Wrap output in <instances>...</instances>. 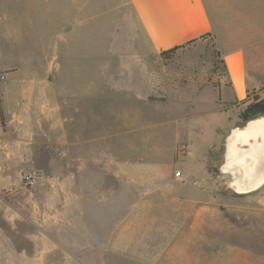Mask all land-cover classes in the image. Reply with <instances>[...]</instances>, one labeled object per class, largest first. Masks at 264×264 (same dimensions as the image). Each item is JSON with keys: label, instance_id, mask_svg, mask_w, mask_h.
Returning <instances> with one entry per match:
<instances>
[{"label": "crops", "instance_id": "obj_1", "mask_svg": "<svg viewBox=\"0 0 264 264\" xmlns=\"http://www.w3.org/2000/svg\"><path fill=\"white\" fill-rule=\"evenodd\" d=\"M107 5L119 15L134 63L159 62L163 50L208 40L222 71L211 81L203 75L200 80L207 82L198 91H178L179 98L191 97L183 101L187 111L202 106V112L156 124L170 136L167 144L141 150L134 136L151 126L133 121L121 131L118 122L105 124L96 114L78 118L82 108L76 103L82 106L94 91H50L63 71L59 47L43 65L44 73L31 71L21 79L18 67L3 68L0 80H20L17 91H3L9 82L0 85L5 120L3 126L0 113V177L13 169L12 161H41L46 155L51 183L36 190L31 216L23 214L20 201L0 202V264H264V183L236 191L230 172L221 168L226 136L218 141L221 135L210 132L211 124L197 119L210 113L206 105L217 102L215 91L221 112L241 106L249 91L264 92V0H111ZM67 10L66 58L73 43L83 47V23H69ZM53 23V15L47 16L49 32ZM177 57L186 67L188 58ZM139 94L144 100L150 95ZM235 120L234 127H242L238 115ZM236 130L233 162L246 156L235 145L243 130ZM256 155L264 159V149ZM72 241H79V249Z\"/></svg>", "mask_w": 264, "mask_h": 264}, {"label": "rangeland", "instance_id": "obj_2", "mask_svg": "<svg viewBox=\"0 0 264 264\" xmlns=\"http://www.w3.org/2000/svg\"><path fill=\"white\" fill-rule=\"evenodd\" d=\"M85 2L87 8L84 7ZM110 2L111 0H0V72L12 65L19 68L21 79L31 71L44 73L43 65L48 63V58L49 62L53 61L54 46L59 47L61 51L58 52L61 54L59 56L58 53L57 63L61 64L63 71L50 91H94L85 97L86 101L82 106L80 101L76 103L78 108H82V112L76 110L75 116L80 118L83 114L90 119L96 114L105 124L110 121L118 122L121 131L125 130L128 122L131 125L133 121L151 126L139 128L134 136L141 150L142 146L151 143L167 144L170 136L162 135L164 130L156 124L168 119L182 120L187 115L202 112V106H194L191 111H187L188 107L183 102L186 97L179 98L178 91H198L202 83L211 81L213 76L222 71V65L213 44L205 39L204 42L186 45L169 63H165L162 57L159 62L153 59L155 64L134 63L129 49L125 47L127 34L120 29L118 13L110 8L111 5H107ZM66 8L71 14L69 23H83V47H76L73 43L67 58L62 52L63 26L68 24L63 17ZM49 15L54 17L52 32L47 30ZM181 54L188 58L186 67L180 64L181 59L177 57ZM203 75L207 81L200 80ZM18 78L19 76L12 79L10 76L6 81L0 80V85L9 82L3 91H17ZM145 92L150 94L146 100L141 99L143 97L139 94ZM253 92L249 91V94ZM257 92L264 95L263 91ZM215 95L217 102L206 105L210 113L207 115L206 112L205 118L197 119L209 122L210 132H215L217 138L221 135L218 141L223 142L230 127H234L244 103L232 107L231 112H221L218 108L224 105L219 103L218 91H215ZM71 99L72 102L75 101L74 97ZM212 109L217 110L211 111ZM223 147L222 145L215 154L217 164L221 161ZM181 153L185 154V151ZM136 160L141 162L144 159L138 153ZM18 162L12 161L10 167L13 169L7 176L0 177V202L20 201L23 214L31 216L33 209L30 202L37 197L36 190L40 185L51 183L47 159L45 155V159L41 161ZM17 163L20 166L17 167L18 170L15 169ZM26 171L36 174V182L32 186H27L23 181L22 175ZM72 243L74 249H79V241Z\"/></svg>", "mask_w": 264, "mask_h": 264}, {"label": "water", "instance_id": "obj_3", "mask_svg": "<svg viewBox=\"0 0 264 264\" xmlns=\"http://www.w3.org/2000/svg\"><path fill=\"white\" fill-rule=\"evenodd\" d=\"M261 125L264 126V116L251 119L242 127H233L225 138V160L221 168L225 172H230V184L238 192L257 189L264 183V159L261 157L258 160L256 155L259 149H264V128H261ZM236 129L243 130L244 137L237 140L235 145L241 149L239 153L246 156L242 160L233 162L230 158V146L233 142L232 138L238 136L235 135ZM225 165L229 168H225ZM254 175L257 176L253 177Z\"/></svg>", "mask_w": 264, "mask_h": 264}, {"label": "trees", "instance_id": "obj_4", "mask_svg": "<svg viewBox=\"0 0 264 264\" xmlns=\"http://www.w3.org/2000/svg\"><path fill=\"white\" fill-rule=\"evenodd\" d=\"M210 36V33L201 36V39H206ZM193 41H189L186 44L176 45L172 48L163 50L161 52V57L163 58L165 63H169L173 60V58L177 55V53L183 49L187 44L192 43ZM216 53V51H215ZM0 113L3 126L5 125L3 108H2V100L0 98ZM240 122L239 125L244 126L247 121L264 116V95L261 96L259 92L254 91L253 94H249V98L244 102L243 107L238 113Z\"/></svg>", "mask_w": 264, "mask_h": 264}, {"label": "built area", "instance_id": "obj_5", "mask_svg": "<svg viewBox=\"0 0 264 264\" xmlns=\"http://www.w3.org/2000/svg\"><path fill=\"white\" fill-rule=\"evenodd\" d=\"M4 78L5 75H1V79ZM177 174H180V172H178ZM22 178L27 186H32L36 182V174L33 171H26L25 173H23Z\"/></svg>", "mask_w": 264, "mask_h": 264}, {"label": "bare ground", "instance_id": "obj_6", "mask_svg": "<svg viewBox=\"0 0 264 264\" xmlns=\"http://www.w3.org/2000/svg\"><path fill=\"white\" fill-rule=\"evenodd\" d=\"M263 126V125H262ZM235 133H238V130H236V132ZM232 139H234V138H232Z\"/></svg>", "mask_w": 264, "mask_h": 264}]
</instances>
